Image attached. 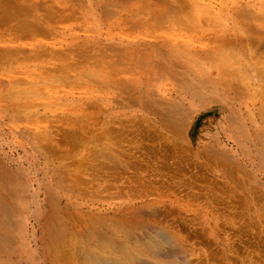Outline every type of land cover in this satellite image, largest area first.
<instances>
[{
  "label": "rangeland",
  "instance_id": "374dc122",
  "mask_svg": "<svg viewBox=\"0 0 264 264\" xmlns=\"http://www.w3.org/2000/svg\"><path fill=\"white\" fill-rule=\"evenodd\" d=\"M256 1L196 0L212 8V16L205 17L194 13L195 6H188L187 0H182L187 5H176L174 12L159 16L153 0H0V161L7 165L0 167V214L7 203L19 206V212L7 218L11 223L16 219L19 225L27 223L29 231L28 238L21 239L8 225L10 238L1 239L0 264H47V246L55 249L61 245L57 231L67 214L56 209L50 215L49 229L50 222L36 201L45 209L49 199L66 193L104 211L142 201L158 205L164 228L189 250L191 264H264V33L259 36L245 30L246 21L251 20L254 27L264 29V10L256 18L245 14L236 19L233 14L249 7L247 2ZM185 8L194 14L190 16L192 12ZM27 26L31 29L25 33ZM15 28L18 35L12 31ZM136 38L169 39L176 46L189 44L207 52L210 61L192 58L191 68L197 67L193 76L201 84L210 81L202 85V90L206 87L202 94L208 102L220 103L184 118L175 128L156 125L153 116L136 104L126 109L127 116L116 117L120 86L101 81L110 73L97 64L112 62L113 53H81L75 51L80 44L74 42L98 39L113 44ZM238 39L243 46L237 41L232 44ZM44 44L71 49L63 50L64 58L61 55L59 60L50 54L36 55V50L47 46ZM241 47L246 50L239 54ZM164 55L153 53V62L170 57ZM219 63L225 67L217 69ZM129 71L122 76L132 84L138 72ZM180 85L179 79L164 80L161 93L168 96ZM99 99L103 100L101 110L94 104ZM109 158L112 162L125 158L132 165L118 168ZM105 166L109 168L103 169ZM87 185L93 186L97 199L88 195L86 202L76 196ZM37 216L42 225L38 227L39 244L30 237V225ZM60 245L59 253L56 249L51 252L56 264H84L86 255L93 254L79 252L85 259L80 255L78 259L75 249L81 246Z\"/></svg>",
  "mask_w": 264,
  "mask_h": 264
},
{
  "label": "bare ground",
  "instance_id": "6f19581e",
  "mask_svg": "<svg viewBox=\"0 0 264 264\" xmlns=\"http://www.w3.org/2000/svg\"><path fill=\"white\" fill-rule=\"evenodd\" d=\"M183 1L185 2L186 0H183ZM181 2H182V0H181ZM187 2L186 3L189 4L188 6H192V5L195 6L193 9H192L193 6L189 7V8H191L194 13H198L199 16L202 15V16L206 17V16H210L211 13L213 14L212 8H208L209 6H207L205 4H199L196 2V0H187ZM153 3H154V6L156 7V9H158V11L156 12V14L158 16L162 15V14H168L170 12H174L175 8H177L176 5H182L183 6V4H186L183 2L180 4V0H153ZM247 5H249V7H245V8L243 7L244 10L243 9L241 11L238 10L237 12L233 13L234 16H236V19L237 18L240 19L241 17H244L245 14L255 15L254 18H256L257 16H259L261 14L259 10H261V9L264 10V0H258V1H256V3L255 2H249V3L247 2L246 6ZM210 7H212V6H210ZM222 7H224V6H222ZM189 8L188 9L185 8V10H187V13L192 12L189 10ZM182 9H184V7ZM256 10H258L257 11L258 14L254 13ZM193 12L191 13L190 16H192L194 14ZM58 16L60 18V16H63V15L58 14ZM260 17H258V19H260ZM248 18L250 19V16ZM248 18H245V20H248ZM254 18H253V20H254ZM179 19L180 18H178L177 20H179ZM248 21H250V20H248ZM254 21H256V19ZM239 22L240 21H238V25H239ZM250 22L251 23L246 21V23H248L249 25L246 24V25H248V29H245V30L251 34L257 33L259 36H260V34L263 35L264 29H261L260 26L258 29L256 27H254L252 20ZM240 24L243 27V23L241 22ZM244 27H245V25H244ZM246 28H247V26H246ZM16 29H18V28H15L12 31L14 33H16ZM30 29L31 28H28V26H27V28L25 29L24 32L25 33L30 32ZM247 32H245V33H247ZM243 33H244V31H243ZM16 35H18V33H16ZM51 35H53V33H51ZM239 40L240 39L232 41V44L236 43V41L238 42L237 44H239V42H241ZM118 41L114 42L113 44L107 43L108 42L107 40L104 43L103 40H98V39H96V40L92 39L91 41H85V42H83V41L80 42V40L74 42L75 44H80L78 46V48L75 47L77 49L75 51H80L81 53L91 52V54H93V56H95V55L99 56V55H104V54H106V55L108 54L110 56L109 53H113V55H111V58L113 57L112 62H108L106 64H101V63H97V64H100V66H98V67H103V69L105 66V68L108 69L109 73H110V75L108 76V78L106 80L103 79L101 81H107L108 83L109 82L113 83L116 86L118 85L117 87L120 86L121 93L118 95V101L116 103V108L118 109V111L115 112L116 117L127 116L126 109H128L131 106L136 104V106L138 105V106L143 107L142 110L145 112L146 115L153 116V121L156 122V125L161 123L164 126H167L169 128H175V126L179 123V121L183 120L184 118L189 119L190 117L196 116L197 114L201 113L203 110H206L208 108L207 106L220 103V102H218V100H214V99H213L214 101L209 100V102H208L207 99H209V98H207V96H206L207 99L205 100L206 94L203 95L202 92L205 90L206 87L204 88V90H202L201 88H202V85L205 84L204 82L208 83L210 81H206L204 79L205 81L203 82V84H201L202 83L201 79L197 76H193V74H195V70L197 67L196 66L193 67V68H195V70L191 68L192 67L191 66L192 58L196 57V59H198L199 57H201V60L205 59L207 61H210L207 59V58H210V55H207L208 54L207 52L199 51L196 47L194 48L193 46H191L189 44L176 46L175 44L170 42L169 39L152 41L150 39L146 40L145 38H140L139 40H137V38H136L135 40H131V41L127 40L128 42L127 41L126 42H124V41L120 42V40H118ZM109 42L112 43V41H109ZM227 43H229L228 39H227ZM229 44L231 45V40H230ZM242 44H244V42ZM242 44L241 45L239 44V45L243 46ZM44 45H47V46H44V48L42 50L41 49L40 50L38 49L39 51L36 50L37 51L36 55L47 56L50 54L49 56H51V57L54 56V59H57V60H59L60 57H62L61 55H63L62 58H64V54H62L63 50H64L63 52H65L67 49H71V48H67L65 50L63 48L62 49L60 48L61 50L59 49L60 50L59 51V50H57V48L51 47L52 45L51 46H49V44H44ZM36 48H38V47H36ZM227 48H230V46ZM233 49L231 48L229 50L232 51ZM18 50H20V49H18ZM237 50L239 51V54H240V53H242V52H240V50L241 51L243 50V52H244L246 49L243 47L242 49H237ZM237 50H235L236 54H235V52H233L236 56L238 53ZM23 51H26V50H23ZM28 51H29V49H28ZM69 51L67 53H70L73 50H71L70 52ZM158 52L165 54L164 56H170V57L169 58L166 57V60H160V61L153 62L152 55H153V53H158ZM66 55L67 54H65V56ZM244 55H245V53H244ZM55 56H59V58L58 57L55 58ZM78 56H79V54H78ZM75 57H76V55H75ZM232 57H234V56H232ZM66 58H68V56ZM64 60H66V59H64ZM195 62H197V60H195ZM200 62H202V61H200ZM80 64H82V63H80ZM243 64H242V66H243ZM66 65H67V62H66ZM195 65H196V63H195ZM216 66H217V69L218 68L223 69L225 67V65H223L222 63H219ZM99 69H101V68H99ZM129 70H131V72H133V71L138 72V75H136V79H135V81H133L132 84H128V80L126 79V77L122 76V73L125 74V72H128ZM191 71H194V73H192ZM198 73L200 74V71ZM198 73H197V75H198ZM63 74H66V73H63ZM67 74H69V72ZM66 75L65 76L62 75V76L66 78L68 76V75L67 76ZM48 77H50V76H48ZM239 77H240V75H239ZM245 77H247V75ZM59 78H60V76H59ZM55 79H56V77H55ZM174 79H179L181 81V85L179 86V89H177L173 93L169 94L168 96H164L163 93H161V91L163 92L164 90H161V87H160L162 85V82L164 80H174ZM202 79H203V77H202ZM209 79H210V77H209ZM207 83H206V85H207ZM208 85H210V84H208ZM215 85H217V83ZM239 85H238V87H239ZM210 88L208 87V89H210ZM237 89H239V88H237ZM253 90H256V89H253ZM235 91H236V89H235ZM226 102H227V100H226ZM95 103L97 106L95 109L101 110L103 100L102 99L96 100L94 102V104ZM90 112H92V111L90 110ZM208 114H210V113L209 112L206 114L204 113L205 116H208ZM96 119H98V118H96ZM241 119L243 120L242 117H241ZM98 120L96 121L97 124H98V122H100ZM119 121H121L120 122L121 125H124V122H123L124 120H119ZM68 135H70V133ZM162 135H160V137ZM156 137H158V135ZM82 138H84V136ZM94 149H93V151H94ZM153 153H155V152H153ZM104 158H105V156H104ZM109 160L111 161V158H109ZM113 162H115L114 165L117 162L116 166H118V168L123 165L125 169L126 168L128 169V168H130V165H132V163H129L130 161L127 162V159H125V158H116V160ZM103 163L104 162H102V165H103ZM5 164L6 163L4 161H2V162L0 161V167L4 168L5 166H7ZM93 165L95 166V164H93ZM166 165H167V163H166ZM94 166H92V167H94ZM107 168H109V167L105 166V168H103V169L107 170ZM9 169L10 168L8 167L7 170L9 171ZM111 169L112 168H110L109 170H111ZM240 170H241V168H240ZM113 178H114V175H113ZM163 183H164V181H163ZM146 184H148V183H146ZM210 187H212V185ZM212 190H213V188H212ZM1 191H2V189H0V193H1ZM71 192H73V191H71ZM75 192H77V191H75ZM94 193L95 192L93 191V186L88 187V185H87L83 191H78L76 196H80V198L82 200L86 201L87 200L86 196L89 195L91 197L92 196L94 197V195H95ZM35 194H36L35 195L36 199H39L40 194L38 195L37 189L35 191ZM72 195L74 196L75 194L66 193L65 196L62 198H58V197L55 198L54 197L55 199L54 198L49 199V205H47V207H45V209H43V207L39 208L37 201H36V204H37V208L39 210L42 209L41 213H43V214H45V216H47L46 222L49 220L50 215L56 209H58L60 211H64L67 214L66 215L67 219L64 222V226L62 225L63 227L60 229V232H59V229L57 231L58 233H60V237H62V239H60V241H62V242H60L59 240L58 241L61 243L62 246H64L63 243L64 244L66 243V245H68V246H73L74 248L81 246V248H83L82 251H78L81 248H77L78 250L75 249V251H77L78 253L80 252L81 254L83 251L85 252V253L83 252L84 254H88V252L90 253V251H91V253H93L94 255L90 254L91 257H89L90 255L88 254L89 255L88 258H90V259H88L87 255H86L87 260L84 257L85 255L82 256L83 254L82 255L80 253L78 254V259H81V258L85 259V260L82 259L83 261H85L84 264H191L190 262H193L191 259H190V261L188 260V258H189L188 255H190V254H186V253L189 250L185 249L186 250L185 251L182 248L181 242L176 237V235L174 233L170 232V230H167L164 228L163 222L159 219V216H160L159 211L160 210H159L158 205L153 204L152 202H143L142 201V203L140 205H131V206L127 205L125 207L124 206L120 207L116 210H114V209L108 210L107 209L106 211H104L103 209H101L102 207L94 206L93 203L77 202L76 199H73ZM1 196L2 195L0 194V197ZM96 197L97 196L95 195L94 198H96ZM13 198H14V196H13ZM15 198H17V197H15ZM89 199H91V198H89ZM96 199L95 200L92 199V200L97 201ZM138 199H140V198H138ZM20 200H22V199H20ZM22 201H20V203ZM27 201L29 202V200H27ZM44 201L46 202L47 200L44 199ZM5 203H7V202H5ZM1 204H2V202H1ZM8 204L9 203H7V206L9 207L10 204L9 205ZM25 205H27V204H25ZM25 205H23V206H25ZM7 206L4 207V208H7V209H5V212L0 214V217L3 219V221H0V242H1V239H4V238L7 239L8 237L10 238V236H8V230H9L8 225H10L12 228L14 227L13 228L14 231L16 230L17 232H19V236L21 239H22V237L24 239L28 238L29 231H28V224L27 223L26 224L23 223V224L19 225V224H17L18 223L17 219H16V222L11 223L8 219L9 217L7 218V216L11 217L14 214H16L17 212H19L20 207L19 206H10L8 208ZM1 211H3V209H1ZM59 218H60V216H59ZM4 220L8 221V222H5ZM49 222H50V220H49ZM47 225L49 226V229H50L51 222L48 223ZM38 227H40V228L42 227L41 219L39 216H37L30 225V237H32V240L35 243H38L39 239L41 238L38 236ZM11 231L9 233H11ZM46 237L48 238V236H46ZM56 238H58V237L56 236ZM12 240H13V238H12ZM50 240H51V236H49V241ZM52 242H53V240H52ZM46 244H47V242H46ZM133 244L135 245V247L131 246ZM58 245H60V244H58ZM58 245H57V247H55L56 251L58 249ZM45 246L43 245V247H45ZM52 246L51 245L47 246L48 250H49L48 256L45 253V255L48 257L47 264H56L52 260L53 257H52L51 252L54 249V248H52ZM68 248H70V247H68ZM74 248H72V249H74ZM63 250H66V252H68L67 248L63 249ZM53 252H55V251H53ZM57 252L59 253L60 251H57ZM71 252L73 253V251H71ZM100 252L102 253V255H103V253H105V255L97 256L96 253H100ZM63 253H65V251ZM75 254H73L72 257ZM55 255H58V254H55ZM66 255H68V253ZM79 255L82 257L79 258ZM42 258L44 259V257H42ZM171 259H174V260L171 261ZM72 260H73V258H72Z\"/></svg>",
  "mask_w": 264,
  "mask_h": 264
}]
</instances>
